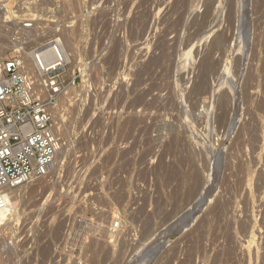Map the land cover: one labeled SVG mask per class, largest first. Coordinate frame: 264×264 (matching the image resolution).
I'll return each instance as SVG.
<instances>
[{
	"label": "rangeland",
	"instance_id": "rangeland-1",
	"mask_svg": "<svg viewBox=\"0 0 264 264\" xmlns=\"http://www.w3.org/2000/svg\"><path fill=\"white\" fill-rule=\"evenodd\" d=\"M36 8L40 19L72 20L70 71L95 63L94 103L62 101L56 123L62 116L70 134L60 138L93 114L103 121L104 106L111 123L99 124L102 133L136 151L143 142L144 169L112 177L116 188L143 185L157 196L145 252L132 264H264V0H38ZM10 37L0 23L3 57ZM48 190L41 180L19 190L28 200L14 218L16 254L2 264H126L105 243L63 238L56 210L42 208Z\"/></svg>",
	"mask_w": 264,
	"mask_h": 264
},
{
	"label": "built area",
	"instance_id": "built-area-1",
	"mask_svg": "<svg viewBox=\"0 0 264 264\" xmlns=\"http://www.w3.org/2000/svg\"><path fill=\"white\" fill-rule=\"evenodd\" d=\"M37 5L38 0L0 2V23L11 34L7 43L12 52L0 55V211L19 187L41 180L49 189L42 208L56 210L63 238L105 243L112 253L129 256L126 264H132L145 252L143 232L157 210V196L143 185L116 188L112 177L144 169L143 142L138 141L136 151L127 139L102 133L99 124L111 123L104 106L103 121L93 114L85 129L66 141L60 138L65 121L59 116L56 123V118L62 101L70 109L74 103L80 106L83 96L87 109L94 103L95 63L88 59L70 71L60 32L70 29L72 20L62 12L54 20L40 19L44 12ZM148 193L153 197L149 201L142 198ZM14 220L0 224V264L2 256L16 254Z\"/></svg>",
	"mask_w": 264,
	"mask_h": 264
},
{
	"label": "bare ground",
	"instance_id": "bare-ground-1",
	"mask_svg": "<svg viewBox=\"0 0 264 264\" xmlns=\"http://www.w3.org/2000/svg\"><path fill=\"white\" fill-rule=\"evenodd\" d=\"M64 32V31H63ZM62 32V37H60V39H61V44H62V49H63V51L65 52V54H66V56H67V59H68V61L70 62L71 60H70V55H69V52H73L72 50H76V49H73L74 47H75V42L72 40V38H73V35H72V38H71V34L70 33H68L67 32V30H66V32H64L63 33ZM193 47V46H192ZM75 53V52H74ZM77 54V53H76ZM73 57L75 58V56H74V54H73ZM73 57H72V59H73ZM77 57V56H76ZM77 59V58H76ZM75 59V60H76ZM203 60V59H202ZM206 60V59H205ZM204 60V61H205ZM75 63V62H74ZM72 64V63H71ZM201 64V63H200ZM205 64H207V63H205ZM201 65H203V63L201 64ZM203 67H205V65L203 66ZM208 67V66H207ZM203 69V68H202ZM205 69H207V68H205ZM204 71V70H203ZM230 71V70H229ZM206 72V71H205ZM224 72V71H223ZM207 73V72H206ZM205 73V74H206ZM227 73H229V72H227ZM226 74V73H225ZM222 75H224V73L222 74ZM226 76V75H225ZM228 77H229V75H228ZM220 78V77H219ZM225 78V77H224ZM204 80V79H203ZM222 80H224L223 78H222ZM225 80H227V77H226V79ZM197 82V81H196ZM199 84H204V83H199ZM203 86V85H202ZM192 87V86H191ZM201 87V86H200ZM196 89H197V86H196ZM195 89V87H194V89L193 90H196ZM202 89V88H201ZM197 91H200V90H198L197 89ZM196 91V92H197ZM190 92H191V90H190ZM194 92V91H193ZM195 92V93H196ZM192 93V92H191ZM198 93V92H197ZM191 95V94H190ZM66 102V101H65ZM63 103H64V101H63ZM65 105V104H64ZM62 107H64L63 106V104L61 103L60 105H59V108H58V111H57V114H59V112H61L62 110L61 109H63ZM66 107V106H65ZM224 107V106H223ZM57 109V108H56ZM66 115V114H65ZM61 119H62V117H61ZM71 121V120H70ZM71 123V122H70ZM69 127L68 126H66L65 128H63V126H61V128H60V133H59V135L60 136H62L61 138H65L66 136H67V134H70V133H68L69 132V129H68ZM65 136V137H64ZM60 156L58 155L57 157H56V161H58ZM182 168H183V166H182ZM187 170H188V167H187ZM196 170V169H195ZM190 174V173H189ZM209 175H210V173H209ZM209 175L206 177L207 179H208V177H209ZM192 176V175H191ZM180 177V176H179ZM198 177V176H197ZM188 179H190V178H188ZM187 179V180H188ZM192 179V178H191ZM198 179V178H197ZM179 180H181V178L179 179ZM183 181V180H182ZM194 181V180H193ZM192 181V182H193ZM195 181H196V179H195ZM195 181H194V183H195ZM180 182V181H179ZM189 182V181H188ZM197 182H198V180H197ZM197 182H196V184H192L193 185V188H192V186H190L192 189L189 191V194L187 193H184V192H182V193H184V194H186V196H188V195H191L192 193H193V191L196 189V186H197ZM199 184V183H198ZM187 185V184H186ZM21 187H23V186H21ZM21 187H19L18 189H17V191H15L12 195H11V197L8 199V207L5 209V210H3V211H0V224H4L5 222H6V220H10V219H14L15 218V216H16V214L18 215V205H19V202L21 201L22 202V200H23V202H24V198L22 199V197H21V195H20V193H18L19 192V190L21 189ZM189 187V188H190ZM188 188V187H187ZM32 191V190H31ZM182 191V190H181ZM208 193H209V191H208ZM34 194V193H33ZM31 195V194H30ZM178 196V195H177ZM180 198V197H179ZM26 200H28V199H26ZM25 200V201H26ZM184 200H186L185 198H184ZM50 209V208H49ZM43 213V212H42ZM45 215V214H44ZM17 217V216H16ZM50 217V216H49ZM49 220V219H48ZM184 220V219H183ZM46 221V220H45ZM49 222V221H48ZM51 222V221H50ZM179 222H182L183 223V221L182 220H180ZM55 225V224H54ZM176 225V224H175ZM173 226V225H172ZM170 226H168V228H169ZM168 228H166V229H168ZM171 229H172V227L169 229L170 231H171ZM52 231H54V230H52ZM168 232V231H167ZM54 234V233H53ZM244 248V247H243ZM236 249V248H235ZM242 251V250H241ZM236 252V251H235ZM242 254H243V252H242ZM240 258V257H239ZM237 261V260H236ZM239 263H240V261H239ZM242 264V263H241Z\"/></svg>",
	"mask_w": 264,
	"mask_h": 264
}]
</instances>
